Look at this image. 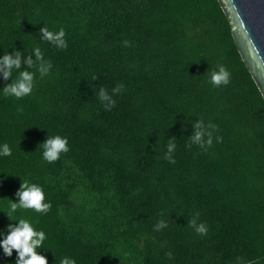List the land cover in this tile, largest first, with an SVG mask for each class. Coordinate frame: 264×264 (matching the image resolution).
Here are the masks:
<instances>
[{
  "label": "trees",
  "instance_id": "1",
  "mask_svg": "<svg viewBox=\"0 0 264 264\" xmlns=\"http://www.w3.org/2000/svg\"><path fill=\"white\" fill-rule=\"evenodd\" d=\"M46 25L65 30L66 49L42 40ZM35 47L53 67L28 69L31 95L5 97L16 73H0V145L12 149L0 156V241L27 180L52 208L13 219L46 233L48 264H264V99L217 0H0V56L34 59ZM218 64L231 82L214 88ZM117 83L107 111L99 88ZM199 119L219 128L207 151L186 147ZM55 135L70 151L49 164L38 146ZM197 211L206 236L187 226ZM160 220L168 227L154 231ZM16 259L0 247V264Z\"/></svg>",
  "mask_w": 264,
  "mask_h": 264
},
{
  "label": "clouds",
  "instance_id": "2",
  "mask_svg": "<svg viewBox=\"0 0 264 264\" xmlns=\"http://www.w3.org/2000/svg\"><path fill=\"white\" fill-rule=\"evenodd\" d=\"M43 33L42 40L46 41L58 49L64 50L68 47L65 39L66 32L61 27L58 31H50L47 25L40 29ZM125 47L132 46L128 40L123 41ZM32 56L22 59L20 51H14L13 54L5 52L0 56V73H2L5 81L9 80L16 73L15 78L11 83L6 84L3 89L5 97H14L16 99H23L32 94L35 87L36 72L28 69L36 68L40 78L47 76L53 67L51 61L45 60L43 52L39 47L32 50ZM22 63L27 65V68L22 70ZM207 81L214 88L227 86L231 82V73L227 68L218 64L217 69L212 70ZM95 79V78H94ZM124 90L122 83L112 89V95H109L107 90L102 86L99 88L98 98L103 104L105 110L110 111L115 107L116 101L113 96L121 94ZM22 110V109H21ZM193 134L189 137V143L186 147L197 145L207 151L213 146L214 133L219 131L217 125L209 122L205 125L204 121L199 119L193 123ZM217 143L223 142L222 136H215ZM167 151L164 154V159L169 163L175 164L174 152L177 147L175 140L169 138L167 143ZM38 148L42 149V159L49 163L57 162L62 154H67L70 151L68 139L60 135L48 136L47 140L40 144ZM12 155V149L4 143L0 145V156L8 157ZM18 202L11 200L8 211H4L10 220H18V225L9 224L8 234L0 241V247L3 248L4 254L12 256L13 250L17 252V259L15 264H48L45 256L40 255L38 249L44 247V241L47 235L44 231H37L28 219H13V214L17 210H34L37 214L46 215L52 208L51 202H46L45 192L43 187L37 183H31L27 180H22L18 191L15 194ZM200 212L197 211L188 220V227L192 228L199 236H206L208 233L207 225L203 222L198 223ZM168 227L167 223L160 220L155 226L154 231H160ZM60 264H76L72 258L64 257L60 260Z\"/></svg>",
  "mask_w": 264,
  "mask_h": 264
},
{
  "label": "water",
  "instance_id": "3",
  "mask_svg": "<svg viewBox=\"0 0 264 264\" xmlns=\"http://www.w3.org/2000/svg\"><path fill=\"white\" fill-rule=\"evenodd\" d=\"M236 50L264 99V0H217Z\"/></svg>",
  "mask_w": 264,
  "mask_h": 264
}]
</instances>
